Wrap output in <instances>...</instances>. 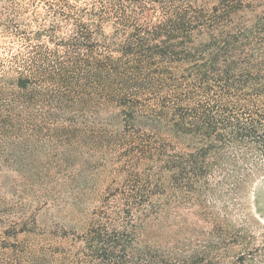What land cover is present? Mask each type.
Masks as SVG:
<instances>
[{
	"label": "trees",
	"instance_id": "obj_1",
	"mask_svg": "<svg viewBox=\"0 0 264 264\" xmlns=\"http://www.w3.org/2000/svg\"><path fill=\"white\" fill-rule=\"evenodd\" d=\"M261 181L264 0H0V264H264Z\"/></svg>",
	"mask_w": 264,
	"mask_h": 264
},
{
	"label": "rangeland",
	"instance_id": "obj_2",
	"mask_svg": "<svg viewBox=\"0 0 264 264\" xmlns=\"http://www.w3.org/2000/svg\"><path fill=\"white\" fill-rule=\"evenodd\" d=\"M256 199L259 201L256 202ZM250 201L253 205H257L259 207L262 216L257 218V221H259V225L264 226V181L255 184L254 188L252 189Z\"/></svg>",
	"mask_w": 264,
	"mask_h": 264
}]
</instances>
